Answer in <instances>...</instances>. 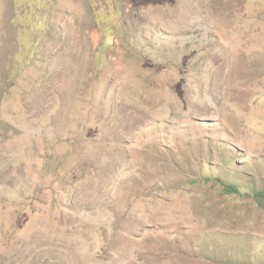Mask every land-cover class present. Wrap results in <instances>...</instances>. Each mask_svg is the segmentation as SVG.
<instances>
[{"label":"rangeland","instance_id":"1","mask_svg":"<svg viewBox=\"0 0 264 264\" xmlns=\"http://www.w3.org/2000/svg\"><path fill=\"white\" fill-rule=\"evenodd\" d=\"M48 1L8 85L0 0V264H264V0Z\"/></svg>","mask_w":264,"mask_h":264},{"label":"trees","instance_id":"2","mask_svg":"<svg viewBox=\"0 0 264 264\" xmlns=\"http://www.w3.org/2000/svg\"><path fill=\"white\" fill-rule=\"evenodd\" d=\"M13 2L17 8L13 14L8 16L7 21L12 25L14 22L18 24L12 35V41L17 46L9 55L10 62L4 78L5 83L8 85H12L15 78L28 65L34 51V46L37 43L36 38L40 37L44 32L41 25L43 14L40 9H47L49 3L48 0H13ZM97 23L100 31V41L94 50V56L97 57L99 54H102L106 57L109 52L115 51L114 38L120 27V22L112 21L105 23L97 20ZM25 33L29 35L28 40L23 39ZM30 36H33L35 40L31 39ZM22 42H25V49L29 47V50L26 51L24 49L22 55H20L19 52L23 47ZM224 187L229 192H234L238 189L237 185L232 182H224ZM253 196L258 200H264V188L254 190Z\"/></svg>","mask_w":264,"mask_h":264}]
</instances>
